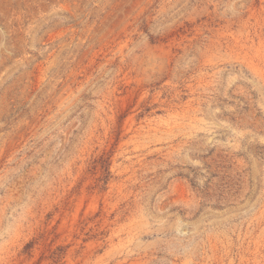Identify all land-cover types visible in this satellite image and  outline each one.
Returning a JSON list of instances; mask_svg holds the SVG:
<instances>
[{
    "label": "rangeland",
    "instance_id": "rangeland-1",
    "mask_svg": "<svg viewBox=\"0 0 264 264\" xmlns=\"http://www.w3.org/2000/svg\"><path fill=\"white\" fill-rule=\"evenodd\" d=\"M0 264H264V0H0Z\"/></svg>",
    "mask_w": 264,
    "mask_h": 264
}]
</instances>
